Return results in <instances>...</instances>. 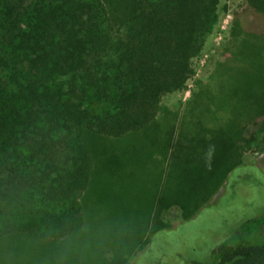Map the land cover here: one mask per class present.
I'll list each match as a JSON object with an SVG mask.
<instances>
[{
	"label": "trees",
	"instance_id": "trees-1",
	"mask_svg": "<svg viewBox=\"0 0 264 264\" xmlns=\"http://www.w3.org/2000/svg\"><path fill=\"white\" fill-rule=\"evenodd\" d=\"M245 1L264 15V0ZM220 2L0 0V239L29 238L37 246L64 241L82 229L90 201L109 213L110 197L121 200L124 184L137 183L140 169L150 174L143 167L157 165L161 173L152 179L151 198L138 210L147 216L144 230L123 260L138 246L147 249L152 234L172 228L156 218L147 232L153 208L151 220L168 196L180 203L183 223L211 204L223 181L232 186L247 178H235V171L255 166L240 164L244 138L236 124L181 126L182 136H194L197 160L177 155L176 162L174 149L181 145L173 149L174 129L158 125L163 97L185 90L195 74L194 59L218 25ZM238 20L234 31L243 35L232 59L251 47L264 65V42L256 41L264 32L245 30ZM222 68L217 74L232 67ZM263 85L264 76L257 82ZM206 89L190 108L196 120L202 106H210ZM245 102L244 110L257 106L264 115V92ZM229 105L239 101L233 97L221 107ZM223 112L232 116V110ZM170 148L168 165L151 154L165 157ZM174 165L179 169L171 179ZM179 250L170 253L174 258L162 257L172 264H264V210L215 239L205 257L188 259Z\"/></svg>",
	"mask_w": 264,
	"mask_h": 264
},
{
	"label": "rangeland",
	"instance_id": "rangeland-1",
	"mask_svg": "<svg viewBox=\"0 0 264 264\" xmlns=\"http://www.w3.org/2000/svg\"><path fill=\"white\" fill-rule=\"evenodd\" d=\"M237 20L245 30L252 28L255 32H264V15L249 6L245 0H221L218 25L207 40L203 51L194 59L195 74L188 81L185 90L163 97L158 125L164 132L174 129L175 133L170 136L173 149L179 143L181 145V148L174 149L173 162H176L177 155H185L184 158L195 155L194 136L188 131L182 136L179 133L181 126L188 130L196 125L207 128L208 123L210 125L214 120L222 121L223 125L236 124L244 138L240 143L243 146L239 157L240 164L255 165L248 166L249 170L244 173L241 170L235 171V178L239 174L244 179L247 177L246 181L238 179L232 186L223 181L222 187L209 199L211 204L203 207L191 220L183 223L181 221L185 216L180 203L168 196L164 199L165 205L161 208L159 218L155 216L151 220L158 207L155 205L153 208L147 232L151 231L152 226H156V218L172 228L152 234V242L147 249L145 245L138 246L133 257L126 256L127 259L121 260L122 253H128L133 248L135 237L138 238L144 230L147 216L145 212L144 216L138 214L140 203L143 205L144 201L151 198L148 189L151 192L152 179L158 178L161 173L159 166L152 165L149 168L150 165L147 164L148 166L143 169L150 170V174L140 169V180L132 185L124 184L121 188V200L117 195L110 197L109 213L104 212V208L98 203H93L94 212L91 211L94 200L90 201L89 217L82 229L66 240L37 246L33 245L29 238L0 239V264H154V261L159 263L160 258L164 260L159 264H172L169 257H174L170 253L178 249L179 255L185 258L199 259L207 255V246L215 239L236 228L244 219L256 216L264 210V139H262L264 131L258 132L264 115L256 111L257 106L254 110L252 108V111L244 110L249 109V102H245L247 96L256 98L259 97V92H264V85L262 89L257 86V82L264 76L261 70L264 69V65L263 60L256 58L251 47L232 59L236 53L239 36L243 35L234 31ZM247 37L254 42V35L249 34ZM256 41L264 42V37ZM225 64L232 68L217 74ZM232 74L234 76H231ZM222 75L224 76L219 81ZM202 87L208 88L204 90L207 95L204 103L210 106L203 105L196 120L190 108L194 106L195 98H198L200 94L198 91H201ZM233 97L237 98L239 105L221 107V104L230 103ZM228 110H232L233 117H228L223 112ZM256 132L260 135L257 141L254 140ZM149 143L153 144V141ZM176 143L178 144L175 145ZM171 150L172 148L165 151V157L158 151L157 153L151 151V154L155 153L154 159L165 158L164 164L168 165ZM256 166L258 168L254 169ZM178 169L177 165L169 169L171 179L177 177ZM117 190L118 188L114 192ZM144 240L145 238L143 243ZM146 241L144 244L148 243V238ZM194 249L197 251L194 252ZM163 254L169 257H162ZM178 261L181 263L184 260Z\"/></svg>",
	"mask_w": 264,
	"mask_h": 264
},
{
	"label": "bare ground",
	"instance_id": "bare-ground-1",
	"mask_svg": "<svg viewBox=\"0 0 264 264\" xmlns=\"http://www.w3.org/2000/svg\"><path fill=\"white\" fill-rule=\"evenodd\" d=\"M107 222V221H106Z\"/></svg>",
	"mask_w": 264,
	"mask_h": 264
}]
</instances>
